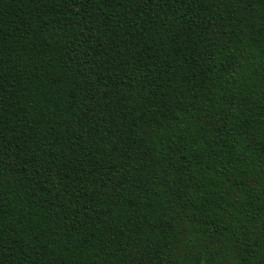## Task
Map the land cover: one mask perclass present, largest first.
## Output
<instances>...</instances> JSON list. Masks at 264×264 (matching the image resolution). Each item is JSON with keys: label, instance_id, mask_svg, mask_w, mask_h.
<instances>
[{"label": "trees", "instance_id": "trees-1", "mask_svg": "<svg viewBox=\"0 0 264 264\" xmlns=\"http://www.w3.org/2000/svg\"><path fill=\"white\" fill-rule=\"evenodd\" d=\"M0 264H264V0H0Z\"/></svg>", "mask_w": 264, "mask_h": 264}]
</instances>
